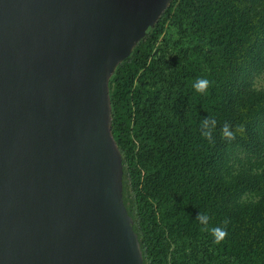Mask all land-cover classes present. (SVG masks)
Segmentation results:
<instances>
[{"label":"trees","instance_id":"1","mask_svg":"<svg viewBox=\"0 0 264 264\" xmlns=\"http://www.w3.org/2000/svg\"><path fill=\"white\" fill-rule=\"evenodd\" d=\"M263 71L264 0H169L115 67L110 129L142 264H264ZM207 116L214 144L200 135ZM225 122L246 134L224 139ZM200 212L230 221L221 243Z\"/></svg>","mask_w":264,"mask_h":264},{"label":"water","instance_id":"2","mask_svg":"<svg viewBox=\"0 0 264 264\" xmlns=\"http://www.w3.org/2000/svg\"><path fill=\"white\" fill-rule=\"evenodd\" d=\"M169 0H0V264H142L108 79Z\"/></svg>","mask_w":264,"mask_h":264},{"label":"clouds","instance_id":"3","mask_svg":"<svg viewBox=\"0 0 264 264\" xmlns=\"http://www.w3.org/2000/svg\"><path fill=\"white\" fill-rule=\"evenodd\" d=\"M212 86V82L207 78H197L193 84V88L200 94H207L209 88ZM217 126V120L214 117L207 116L201 121L200 135L203 139L207 140L210 144L215 143L214 133ZM221 135L224 139L234 140L237 134L241 136L246 134V128L244 125L233 126L228 122H225L221 128ZM211 217L203 212H200L196 220L202 225L201 231H208L213 237L214 243H221L227 237V225L230 221L225 218L222 221V226H210Z\"/></svg>","mask_w":264,"mask_h":264},{"label":"rangeland","instance_id":"4","mask_svg":"<svg viewBox=\"0 0 264 264\" xmlns=\"http://www.w3.org/2000/svg\"><path fill=\"white\" fill-rule=\"evenodd\" d=\"M263 75H264V71L254 77V79H253V85L255 87H264Z\"/></svg>","mask_w":264,"mask_h":264}]
</instances>
